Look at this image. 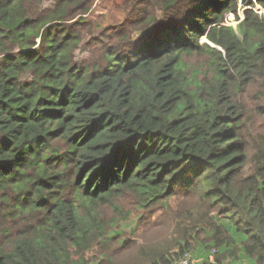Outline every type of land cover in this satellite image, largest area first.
Here are the masks:
<instances>
[{
	"label": "trees",
	"instance_id": "trees-1",
	"mask_svg": "<svg viewBox=\"0 0 264 264\" xmlns=\"http://www.w3.org/2000/svg\"><path fill=\"white\" fill-rule=\"evenodd\" d=\"M94 1L0 0V264H264V0Z\"/></svg>",
	"mask_w": 264,
	"mask_h": 264
},
{
	"label": "rangeland",
	"instance_id": "rangeland-1",
	"mask_svg": "<svg viewBox=\"0 0 264 264\" xmlns=\"http://www.w3.org/2000/svg\"><path fill=\"white\" fill-rule=\"evenodd\" d=\"M127 0H96L93 2L88 14L84 16L87 21L94 22L97 25L96 34L101 30L100 28L106 30L111 25L118 23L124 16L121 9H117L116 5L122 6L123 3ZM258 8L257 6L254 7ZM240 17H245V12L242 5L239 7ZM230 15V19L232 20L233 26H237L238 21L236 18L234 19L231 12L228 13ZM241 18V19H243ZM206 41L205 38L201 39V42ZM81 55V54H80ZM115 205L119 206L122 214V222H121V231L126 234L131 235V237H135L139 242L143 241L145 238L153 239L157 237H161L160 231V221L167 214L161 210L153 209L145 212L138 202V199L132 194H125L119 198L114 199ZM172 207L177 208V202H172ZM107 213L109 216L116 217V214L111 210L107 209ZM121 217V218H122ZM120 218V219H121ZM135 232V234H134ZM192 258L196 261V264H201L203 261V255L200 257L196 256L195 253H190ZM213 254V253H212ZM211 253L209 255H212ZM212 260L215 261V256L212 255Z\"/></svg>",
	"mask_w": 264,
	"mask_h": 264
},
{
	"label": "built area",
	"instance_id": "built-area-1",
	"mask_svg": "<svg viewBox=\"0 0 264 264\" xmlns=\"http://www.w3.org/2000/svg\"><path fill=\"white\" fill-rule=\"evenodd\" d=\"M255 1V0H254ZM258 11L260 12H264V8H261V7H258L256 8ZM233 15V13H231ZM230 15H227V18L230 22V24H232V20L229 18ZM234 19H235V16H233ZM242 17V16H241ZM243 18V17H242ZM233 25V24H232ZM215 253V250L213 251V255ZM213 258V257H212ZM177 264H196V261L192 258V256L190 254H186L184 257L180 258L178 261H177Z\"/></svg>",
	"mask_w": 264,
	"mask_h": 264
},
{
	"label": "water",
	"instance_id": "water-1",
	"mask_svg": "<svg viewBox=\"0 0 264 264\" xmlns=\"http://www.w3.org/2000/svg\"><path fill=\"white\" fill-rule=\"evenodd\" d=\"M141 34V33H140Z\"/></svg>",
	"mask_w": 264,
	"mask_h": 264
}]
</instances>
